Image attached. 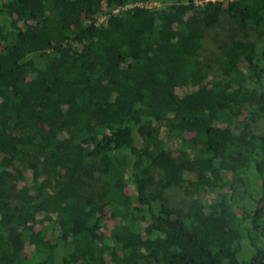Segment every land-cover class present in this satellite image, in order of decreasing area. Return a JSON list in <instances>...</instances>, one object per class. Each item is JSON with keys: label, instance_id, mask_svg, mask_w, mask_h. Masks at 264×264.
<instances>
[{"label": "trees", "instance_id": "16d2710c", "mask_svg": "<svg viewBox=\"0 0 264 264\" xmlns=\"http://www.w3.org/2000/svg\"><path fill=\"white\" fill-rule=\"evenodd\" d=\"M144 1L0 0V264H264V0Z\"/></svg>", "mask_w": 264, "mask_h": 264}, {"label": "rangeland", "instance_id": "374dc122", "mask_svg": "<svg viewBox=\"0 0 264 264\" xmlns=\"http://www.w3.org/2000/svg\"><path fill=\"white\" fill-rule=\"evenodd\" d=\"M142 3L146 4L148 7H155V6L160 5L161 1L160 0H145ZM215 32L216 30L212 31L211 33L213 34ZM206 52L209 54L207 50ZM258 124H259L258 126H262L264 128V116L258 120ZM164 195L166 197V200L171 204H181L184 200H186V198L183 196V192L177 187H170V188L165 189ZM105 222H106L105 233H108V230L112 228V226L116 222H114L113 220H108V219ZM29 249L30 247L27 246L26 250L28 251Z\"/></svg>", "mask_w": 264, "mask_h": 264}, {"label": "built area", "instance_id": "2783aa9c", "mask_svg": "<svg viewBox=\"0 0 264 264\" xmlns=\"http://www.w3.org/2000/svg\"><path fill=\"white\" fill-rule=\"evenodd\" d=\"M202 1H207V0H195V2H197V3H201ZM132 4H133V3L126 4V5L123 6L122 8H126V7H128V6L132 5ZM137 4L146 5V4H143L142 2H138ZM119 9H121V8L114 9V11H118Z\"/></svg>", "mask_w": 264, "mask_h": 264}]
</instances>
